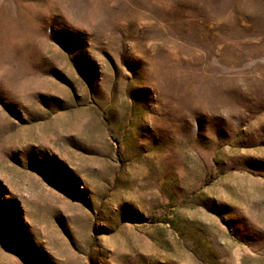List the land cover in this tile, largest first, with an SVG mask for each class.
Masks as SVG:
<instances>
[{
	"label": "rangeland",
	"instance_id": "374dc122",
	"mask_svg": "<svg viewBox=\"0 0 264 264\" xmlns=\"http://www.w3.org/2000/svg\"><path fill=\"white\" fill-rule=\"evenodd\" d=\"M0 264H264V0H0Z\"/></svg>",
	"mask_w": 264,
	"mask_h": 264
},
{
	"label": "bare ground",
	"instance_id": "6f19581e",
	"mask_svg": "<svg viewBox=\"0 0 264 264\" xmlns=\"http://www.w3.org/2000/svg\"><path fill=\"white\" fill-rule=\"evenodd\" d=\"M16 26V25H15ZM5 42V41H4Z\"/></svg>",
	"mask_w": 264,
	"mask_h": 264
}]
</instances>
